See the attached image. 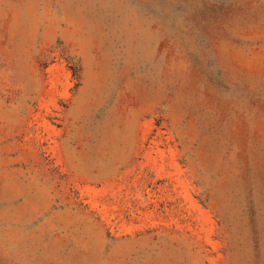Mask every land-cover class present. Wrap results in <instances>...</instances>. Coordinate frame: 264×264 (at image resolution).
Listing matches in <instances>:
<instances>
[{
  "label": "rangeland",
  "instance_id": "rangeland-1",
  "mask_svg": "<svg viewBox=\"0 0 264 264\" xmlns=\"http://www.w3.org/2000/svg\"><path fill=\"white\" fill-rule=\"evenodd\" d=\"M0 264H264V0H0Z\"/></svg>",
  "mask_w": 264,
  "mask_h": 264
},
{
  "label": "trees",
  "instance_id": "trees-1",
  "mask_svg": "<svg viewBox=\"0 0 264 264\" xmlns=\"http://www.w3.org/2000/svg\"><path fill=\"white\" fill-rule=\"evenodd\" d=\"M72 71H73V76L75 77L76 80L79 79V73H78V69H76L74 66L71 67ZM79 83H77L78 85Z\"/></svg>",
  "mask_w": 264,
  "mask_h": 264
}]
</instances>
